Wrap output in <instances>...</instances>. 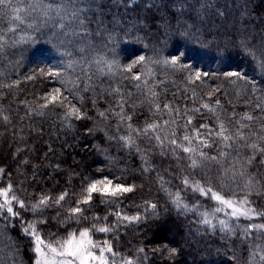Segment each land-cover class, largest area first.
<instances>
[{"label": "trees", "instance_id": "1", "mask_svg": "<svg viewBox=\"0 0 264 264\" xmlns=\"http://www.w3.org/2000/svg\"><path fill=\"white\" fill-rule=\"evenodd\" d=\"M29 3L39 4L40 0H13L12 6L24 8ZM143 3L144 0H134L126 9L124 0L116 4L113 0H104L108 20L113 15L121 19L126 15L129 20L144 19L146 26H139L142 31L129 26L127 35L117 30L115 42L108 41L107 47L97 46L99 39L90 37L92 49L84 44L73 47L58 33L50 35L49 26L41 28L38 24H29L25 13L17 20L10 8L0 7V36L8 32L3 36L4 41H0L6 45L0 50V84L13 85L0 88V169L3 170L0 188L11 183L25 205L37 204L42 196L53 198L42 212L21 210L14 205L24 221L35 222V230L45 240H61L72 231L78 233L83 228L108 226L113 228L112 232L92 231L91 235L99 242H109L120 256L132 258L137 264H262L258 259L249 258L250 245L257 243L256 233L245 242L242 228L251 223H264V216L251 221L241 217L232 224L236 232L225 235L218 225L213 230L198 223L193 212L177 210L165 189L172 192L181 189L185 203L191 206L198 201L211 209L216 206L214 201L183 189L181 184L184 177L205 187L211 180L215 191H221L223 183L227 185L223 189L226 197L235 195L239 199L247 194L251 206L264 212V154L248 146L254 143L264 149V139H261L264 137L261 131L264 128V70L259 69L258 62L254 70L248 58L229 46L225 31L233 30L234 17L230 11L220 18L213 10H208L203 24L195 21L194 12L180 18L194 29L199 28L200 33L193 30L185 34L186 29L175 18L171 20L172 29L157 32L159 11L146 12ZM222 3L223 0L218 6ZM249 10L251 16L244 22L251 21L258 29L264 26V0H250ZM160 11L175 17L171 8ZM14 21L26 27L9 32ZM81 47L83 52L79 50ZM178 55L177 66L162 63ZM140 56L145 60L135 63ZM101 60L115 62L119 68L113 67L109 72ZM129 65L132 68L127 72ZM53 66L62 72L61 82L41 73L42 69L47 73ZM234 71L243 72L249 80L226 75ZM196 72L201 73V79L193 82ZM134 75H139L141 80L133 79ZM253 79L255 86L251 83ZM15 81L19 83L14 84ZM115 88L126 101L122 114L131 117L127 124H121L120 116L116 115L121 112L118 107L121 96L113 92ZM56 89L62 92L64 100L53 103L51 95ZM45 104L47 107L40 114ZM157 104L159 111L155 108ZM204 104L215 111L204 109ZM69 105L79 108L85 118L73 116L66 120ZM165 105L171 107L166 109ZM189 116L192 123L185 129ZM246 116L253 119L246 120ZM165 121L169 123L165 125ZM221 122L233 135L243 126L247 139L237 140L231 148H225L223 141L210 140L212 146L202 150L217 157L219 162L204 161L203 168L192 169L187 154L179 150L172 153L169 140L176 139L179 143L183 135H192L202 124L218 130ZM148 124L160 127L148 135L128 131V125L143 129ZM130 134L136 147H123L117 138ZM156 135L165 141L163 154ZM193 146H197L195 140ZM221 150L228 152V156L221 157ZM248 159H251L250 164L245 163ZM241 169L245 177L236 176L233 182L231 176ZM226 170H230L227 175ZM249 176L254 184L258 181L255 190L242 187ZM104 177L126 186L135 185V191L120 197L116 204L102 203V197L93 194L90 205H79L84 208L83 216L87 220L64 224L69 210L84 198L85 183ZM161 177L167 182L164 188L160 186ZM64 193H67L65 199L56 204L55 199ZM146 202L156 204V209L147 208ZM116 211L143 219L117 225V219L109 214ZM218 215L224 218L223 213ZM14 223L15 230L9 226L6 232L2 231L5 226L0 223V235L6 241L15 242L20 264H33L30 242L22 238L20 222ZM172 248L177 252L169 256ZM3 261L4 256L0 255V264Z\"/></svg>", "mask_w": 264, "mask_h": 264}, {"label": "snow or ice", "instance_id": "2", "mask_svg": "<svg viewBox=\"0 0 264 264\" xmlns=\"http://www.w3.org/2000/svg\"><path fill=\"white\" fill-rule=\"evenodd\" d=\"M121 0H113V3H120ZM134 0H124V7L127 9L129 4H132ZM221 0H144L143 8L146 12H150L153 9L159 11V21L157 22V32L160 29L170 30L173 25L171 20L173 18L177 19L178 23L186 29L185 34H191L193 30L196 33H200L199 28H195L193 25H189L186 21H181L180 18L188 15L192 12L195 13V21L198 24L204 23V13L208 10H213V14L216 17H225L226 11H230L233 15V22L231 32L227 29L225 34L228 36V44L232 48L236 49L239 53H242L246 58H248L253 66L254 70L257 66L260 70H264V26L259 29L257 26L249 21L245 23V18L251 16L249 10L250 0H223L221 6L218 4ZM13 0H0V7L5 10L11 9L12 12L16 14L15 19H22V13H31L39 9L42 12L45 20L52 21V29L57 30L59 37L66 38L67 43L71 44L73 47H78L80 44L87 45L89 49L94 46L89 43V39L98 38L100 41L99 47H107L108 41L115 42V34L119 30L124 35L128 34V27L130 26L137 31H142L143 28L140 25H145L144 19L133 18L129 20L127 16L123 19L119 18V15H113L112 19L108 20L104 12V0H40L39 4H29L27 8L13 7ZM198 5V6H197ZM171 8L175 12V17H169L167 12L160 11L162 9ZM135 11V9H132ZM238 13V15H237ZM9 32L15 31L13 28L8 29ZM179 33V29H177ZM198 39V36H197ZM0 41H4V37L0 36ZM63 43V41H62ZM5 43H0V50H3ZM81 52L84 48H79ZM179 53V50H178ZM179 55L174 57L172 60H164L162 63L170 64L173 67L178 65ZM145 60L144 56H140L135 63H141ZM100 63L104 65L105 68L111 72L113 67L119 68V65L115 62L109 63L107 61L101 60ZM159 63V62H158ZM132 66L129 65L125 71L130 72ZM101 71H103L101 69ZM41 73L47 75L48 77L55 78L57 82L62 81V72L56 70V66L49 69L47 73H44L43 69ZM207 76L208 73H203ZM229 77H236L237 79H242L248 81L249 78L243 72H229L226 74ZM34 77H28L27 79H33ZM133 79L139 81L141 77L139 75H134ZM201 73L196 72L194 74V80H200ZM264 80V77H262ZM19 81H15L14 84H18ZM251 83L255 86L256 81L253 79ZM12 84L3 85L0 84V88H11ZM139 88L140 85H137ZM56 89L55 92H59ZM117 95L121 96V100L118 102V107H120L121 112L116 113L120 116L121 124H127L131 120V117H124L122 114L123 106L126 101L123 100L122 94L119 92L118 88L113 89ZM51 95V94H50ZM62 95V94H61ZM155 95L154 93L152 94ZM211 96V93L209 94ZM76 98L75 96L73 97ZM57 95H51V102H58ZM219 105V100L216 101ZM47 105L41 106V112ZM170 105H165L166 109H169ZM259 107V105H257ZM157 111L160 110L159 104L155 105ZM203 108L214 112L215 109L211 108L209 104H204ZM193 111L199 112V109H194ZM101 116L104 113H100ZM76 117L77 119H84L85 114L80 111L79 108H72L65 113L64 118L70 119L71 117ZM7 120V117H4ZM246 120H252V116L244 117ZM169 122L165 121L164 124L167 125ZM192 123V117L187 118L185 123V129L188 128ZM160 127L158 124H148L143 129H133L128 125L129 133L135 132L137 135H148L149 133H155ZM243 126L238 127L235 130V134H231L230 130L225 128L223 122L218 125V130H213L209 125L202 124L200 128L195 129L192 135L185 134L181 138V142H177L176 139H171L167 143L170 145V149L173 154L178 150L187 154L189 160V167L192 169L203 168L204 161H213L218 159L217 157L209 156L202 148L211 147L209 143L210 140L223 141L225 148H231L232 144L237 140H246L247 137L243 133ZM203 130V131H202ZM90 131V130H89ZM264 131V128L261 129ZM171 135H175L172 133ZM152 137H149L151 139ZM123 147L133 148L136 147L135 139L130 134L128 136H120L117 138ZM261 139H264L262 137ZM157 145L161 148L162 154L164 153L165 141L161 140L159 135L155 136ZM193 140L197 142V146H193ZM188 145V146H185ZM252 149L264 154V149H259L256 144L248 145ZM139 152V148H136ZM221 157H227L228 152L221 150ZM245 163H251V159L245 161ZM147 170V169H146ZM226 170L225 174H228ZM0 172H3L0 169ZM236 176L245 177V172L241 169L231 176L233 182L236 180ZM162 183L161 188H164L165 183L161 177ZM208 184L205 187L197 181H190L187 177H184L181 181L183 189L190 190L193 193L198 194L201 197L208 198L216 203L214 208H205L198 201L191 206L184 202L181 196V189H177L175 192L168 191L165 189L166 194L169 196L171 203L177 210L193 212L198 217V223L207 225L209 228L215 230L217 225L219 230L225 235H232L236 232V228L232 226L234 221H239L241 217L251 221L255 217L264 216V212H258L254 207L251 206V201L248 199V195L237 199L235 195L231 197H226L223 194V189L227 187L221 183V191H215L211 186V180L206 182ZM258 184V181H256ZM256 184L253 183L252 177H246L245 183L243 184V189L245 190H255ZM135 185H125L124 183H114L113 180L108 177L103 179H96L90 182H86L83 187L84 198L77 201V206L69 210V215L66 220L63 221L67 224L69 221L79 224L81 220H87V217L83 216L84 208L80 207V204L90 205L93 199V194H98L102 197V203L105 204H116L118 199L125 196L128 193L135 191ZM67 193L59 196L55 199V203L59 204L65 199ZM52 197L42 196L39 198V202L35 205H25V202L21 200L16 194L11 183H8L6 187L0 188V223H3L5 228L2 230L6 232L11 226L15 230L14 221H19L21 224L20 233L22 238L29 240L31 246V252L34 256L33 264H137V261L132 258H126L120 256L119 253L113 250L111 244L107 241L103 245L96 243L91 238L92 231H98L102 233L112 232V227H100V228H83L79 231L78 235L76 231H72L68 234V237L63 240H56L55 242L51 240H45L44 237L35 230L33 221H24L21 216L20 211L16 209L17 206L21 210H31L32 212H42L44 208L49 207V201ZM147 203V202H146ZM157 207L154 203H147V208L155 210ZM145 211L147 209H144ZM223 213L224 218L221 219L218 214ZM117 219V225L123 223L139 222L143 217L139 215L128 216L122 212L116 211L109 213ZM93 219H99V217H93ZM104 219H107L105 217ZM215 221V223H214ZM39 223H46L45 221H39ZM253 232L256 233L254 240L257 243L250 245L249 258L252 261L262 262L264 264V223L256 224L251 223L242 228L243 237L245 242L248 238L253 237ZM4 249H8L7 252ZM19 249L15 245L14 241H6V238L0 235V255L4 256L3 264H20L18 259ZM143 253V249L139 250ZM177 249L172 248L169 250V256L176 254ZM99 253V254H98Z\"/></svg>", "mask_w": 264, "mask_h": 264}, {"label": "rangeland", "instance_id": "3", "mask_svg": "<svg viewBox=\"0 0 264 264\" xmlns=\"http://www.w3.org/2000/svg\"><path fill=\"white\" fill-rule=\"evenodd\" d=\"M29 4H31V3H29ZM29 4H27V5H25L24 6V8H27V6L29 5ZM26 14V16H28L29 17V24H32V23H35L36 25L38 24L41 28H43V27H48L49 26V28L50 29H52V27L50 26V25H52V21L51 20H45V18L43 17V15H42V12L39 10V9H37L36 11H34V12H31L30 14L29 13H25ZM223 25L225 24V22L224 23H222ZM12 26H13V28L15 29V28H19V30H23V28L24 27H26L23 23L22 24H20V23H18V22H12ZM54 33H57V30H50L49 31V34L51 35H54ZM2 35L4 36H7L8 35V32L6 31V32H4V33H2ZM54 94H56L57 96H58V98H59V100H64V97H63V94H62V92L61 91H59L58 93L57 92H55V91H53V95ZM62 94V95H61ZM68 101V100H67ZM69 102V101H68ZM70 109H72L73 107L71 106V105H69L68 106ZM75 108V107H74ZM114 183H117V182H115V181H113ZM173 225L171 224V227H172ZM79 233V232H78ZM78 233H77V235H78ZM67 238V237H66ZM65 238V239H66ZM91 238H92V240L94 241V242H96V243H99V244H101V245H103L104 243H102V242H99L98 240H95L94 238H93V236L91 235ZM61 240H63V239H61ZM53 242H55V241H53ZM99 254V253H98ZM117 264H119V261H117Z\"/></svg>", "mask_w": 264, "mask_h": 264}]
</instances>
